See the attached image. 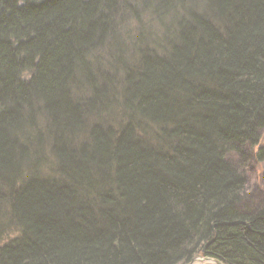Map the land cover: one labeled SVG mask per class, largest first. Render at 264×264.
Here are the masks:
<instances>
[{
  "label": "trees",
  "instance_id": "trees-1",
  "mask_svg": "<svg viewBox=\"0 0 264 264\" xmlns=\"http://www.w3.org/2000/svg\"><path fill=\"white\" fill-rule=\"evenodd\" d=\"M263 129L264 0H0V264H264Z\"/></svg>",
  "mask_w": 264,
  "mask_h": 264
},
{
  "label": "rangeland",
  "instance_id": "rangeland-1",
  "mask_svg": "<svg viewBox=\"0 0 264 264\" xmlns=\"http://www.w3.org/2000/svg\"><path fill=\"white\" fill-rule=\"evenodd\" d=\"M264 149V129L261 131L260 140L255 146L254 152L257 149ZM254 159L250 157L248 162L243 165V172L246 176V198L247 203L259 205L264 202V161L254 163ZM250 200V201H249ZM200 264H215L213 262H200Z\"/></svg>",
  "mask_w": 264,
  "mask_h": 264
},
{
  "label": "water",
  "instance_id": "water-1",
  "mask_svg": "<svg viewBox=\"0 0 264 264\" xmlns=\"http://www.w3.org/2000/svg\"><path fill=\"white\" fill-rule=\"evenodd\" d=\"M207 244H205L204 248L206 247ZM199 261V260H202L203 262H213L215 264H223L222 262H220L219 260L215 259V258H212V257H209V256H205L203 255L202 253H198V254H195L191 260L186 263V264H195V261Z\"/></svg>",
  "mask_w": 264,
  "mask_h": 264
},
{
  "label": "bare ground",
  "instance_id": "bare-ground-1",
  "mask_svg": "<svg viewBox=\"0 0 264 264\" xmlns=\"http://www.w3.org/2000/svg\"><path fill=\"white\" fill-rule=\"evenodd\" d=\"M203 254V253H202ZM200 262H202V260H199V261H195V264H200Z\"/></svg>",
  "mask_w": 264,
  "mask_h": 264
}]
</instances>
